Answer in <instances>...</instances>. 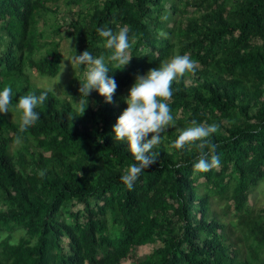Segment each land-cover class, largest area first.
<instances>
[{
  "label": "trees",
  "instance_id": "1",
  "mask_svg": "<svg viewBox=\"0 0 264 264\" xmlns=\"http://www.w3.org/2000/svg\"><path fill=\"white\" fill-rule=\"evenodd\" d=\"M60 4L72 16L64 29L48 17ZM121 25L132 57L112 70L96 29ZM63 39L77 54L105 56L111 102L92 90L79 114L85 66H73L61 96L31 82V73L60 75ZM174 54L196 61L171 85L179 129L166 133L170 150L153 147L156 161L129 190L119 177L134 160L112 126L135 75ZM4 86L13 105L29 93L47 98L22 133L18 109L0 114V264H264V207L248 202L264 185V0H0ZM192 119L218 125L207 138L218 168L193 167L199 142L175 147Z\"/></svg>",
  "mask_w": 264,
  "mask_h": 264
},
{
  "label": "clouds",
  "instance_id": "2",
  "mask_svg": "<svg viewBox=\"0 0 264 264\" xmlns=\"http://www.w3.org/2000/svg\"><path fill=\"white\" fill-rule=\"evenodd\" d=\"M96 31L103 38V46L111 50L107 60L114 62L112 70L127 65L132 57L128 54L129 27L121 25L117 30L110 27H98ZM72 60L77 67H86L83 82H79L78 92L83 95L79 114L85 110L87 97L92 90L102 95L105 103L111 102L117 83L115 77L110 75L112 70L110 71L105 56L93 55L86 48L79 54L75 53ZM195 64L196 61L188 54H174L161 62L159 67L154 66L143 74L135 75L124 97L126 107L112 126L114 139L127 143V151L132 154L134 160L119 177L129 190L133 188L139 175L156 161V154L151 150L160 142L161 133L174 123V116L168 103L173 95L171 87L173 81L186 72L194 71ZM13 96L10 86L0 88V114L9 112L10 105L18 109L20 111L19 131L22 133L39 120L40 113L36 111V107L45 102L47 93L42 91L39 95L29 93L19 96L14 105ZM217 127L216 123L209 124L192 119L189 121V126L180 131L173 141L177 149L199 142L198 147L201 151L193 167L201 172L220 166V156L216 152L217 145L207 139L217 130ZM20 142L21 137L17 135L16 143ZM205 145L207 151L203 150Z\"/></svg>",
  "mask_w": 264,
  "mask_h": 264
},
{
  "label": "rangeland",
  "instance_id": "3",
  "mask_svg": "<svg viewBox=\"0 0 264 264\" xmlns=\"http://www.w3.org/2000/svg\"><path fill=\"white\" fill-rule=\"evenodd\" d=\"M52 9L54 10L55 7L53 6ZM77 9L78 8L75 7L74 10H72V13L74 14L75 10H77ZM48 17L50 19V22H52V23L53 22H56V23L59 22L62 25V28L64 29L66 27V25H64L65 22H69L71 20L72 16L67 15L65 12L63 4H60V7L57 9L56 13H54V14L51 13ZM74 17H75V15H74ZM60 37L61 36H57L56 37V38H58L57 40H59ZM60 42H61L60 43L61 51L63 54V64H62V69H61L60 75H58L56 78L38 77V76H36V74H33V73H31V75H30V80L33 84H35L36 86H38L40 88L51 89V91L58 96H61L64 93H67L68 91H70L69 83L68 82L66 83L65 80L67 81L69 79V76L71 74L70 71L73 68V66L76 65L72 60L73 52L75 50L74 43L71 41H68L66 39H63ZM58 77H59V80H58ZM57 80H58V82H57ZM68 94H70V93H68ZM179 117H180V114L175 115L174 116V123L171 125V126L176 127V129H175L176 131H178V129H179V125L176 122V120ZM222 122L225 123V121H222ZM171 126L166 128V130L161 133L160 142L157 144V145L165 146L169 150L171 147H170V145L168 146V144L166 142V133L169 131ZM248 202L252 206L264 207V185H261L260 187H258L250 195ZM77 208L80 209L81 206H77L76 208H74V210H76ZM22 234H24V230L16 229V231L13 235V238L15 240H17L18 237ZM158 245L159 244L146 245V246L140 247L135 251V254L137 257H142L144 254L149 253L153 247H156ZM132 260L133 259L130 258L129 260H126L123 264H130L132 262Z\"/></svg>",
  "mask_w": 264,
  "mask_h": 264
}]
</instances>
